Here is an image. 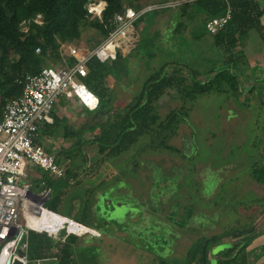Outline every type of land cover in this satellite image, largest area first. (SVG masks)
<instances>
[{
	"label": "rangeland",
	"instance_id": "obj_1",
	"mask_svg": "<svg viewBox=\"0 0 264 264\" xmlns=\"http://www.w3.org/2000/svg\"><path fill=\"white\" fill-rule=\"evenodd\" d=\"M260 2L264 7V0ZM155 3L158 0H144L143 5ZM169 11L174 23L184 19L172 9H166L165 13ZM153 15V12L144 15L134 28L129 48H133L138 32L153 19ZM186 21L184 19L182 23ZM191 21L186 23L183 34L181 31L171 36L175 39L174 45L165 52L160 49L161 46L148 45L150 52L154 53L149 60L140 57L141 52L137 59L134 58L135 53L124 59L130 72L126 77L121 76L120 81L125 86H122L123 90L119 87L116 89L114 103L117 107H120L121 101L125 102L131 97V92L137 90L145 76L164 61L179 60L199 73L218 62L221 55L212 45L211 35L203 29L198 18ZM261 22L264 23V14ZM165 23L167 21L162 23V20L161 23H153L148 32L145 27L146 35L151 36L153 29H159ZM93 31V28L88 27L71 43L79 48L88 47L98 38ZM170 35L164 32V37ZM240 46L244 59L251 62L249 65L238 64L242 67L243 75L247 78L261 75L264 68V42L261 43L258 33L254 29L250 30L243 38L242 45L238 44L235 49ZM127 51L123 48L121 54ZM59 62L49 65L57 66ZM47 65V61H43L42 66ZM199 77L205 80L206 75L201 74ZM76 80L84 84L82 78ZM106 82L111 84L112 80L107 78ZM263 86H258L253 92L240 93L236 98L220 89L198 94L192 100L179 98L174 86L166 88L158 98L160 105H155L158 121L170 109L182 113L184 120L177 123L174 135L167 143L181 149L189 145V140L190 151L186 147L183 153L160 147L155 131H150L139 135L121 155L101 163L95 160V164L92 163L93 166L89 168L90 174L78 176L77 184L70 185L68 177L53 180L39 169L41 178L26 174L20 181H27L40 194L43 187L39 182L43 180L51 188L49 197L43 203L44 207L98 228L99 236H87L92 241L86 242L83 255L79 254L82 264H180L194 239L220 234L224 236L209 247L213 256L207 253L206 257V264H217L218 257L214 253L229 247V243H235L243 235V232L225 235L227 232L224 231L242 229L251 224L246 230L250 234L264 220V181H257L253 175L256 168L264 166ZM91 136L86 134V137ZM77 140L81 138H70L68 150L75 165L80 166L86 154L90 161L94 158L98 160L100 156L94 145L88 140V145H76L73 141ZM56 145L60 146L59 140ZM57 159L60 164L68 162L61 154ZM30 167L27 165L26 170L30 171ZM164 184H167L166 188ZM85 186L89 188L88 191H84ZM102 190L104 196L95 194ZM88 199L95 203L93 208L86 206H90L86 202ZM51 217L45 214L37 220L29 218V221L38 228L53 232L56 227L52 226V222L57 217ZM151 218L156 220L157 228L150 226L153 223ZM80 233H77V243H82L85 236ZM19 247L17 245V249ZM87 253L94 254L85 256ZM51 259L48 257L35 264L43 261L44 264H50Z\"/></svg>",
	"mask_w": 264,
	"mask_h": 264
},
{
	"label": "trees",
	"instance_id": "obj_2",
	"mask_svg": "<svg viewBox=\"0 0 264 264\" xmlns=\"http://www.w3.org/2000/svg\"><path fill=\"white\" fill-rule=\"evenodd\" d=\"M88 1L0 0V112L7 100L20 93L21 84L15 82V79H20L26 74L37 73L43 67V61H47L48 65L60 61L58 50L60 43L77 40L83 30L91 27L94 30V36H98L88 46L93 48L114 28L113 15L123 12V2L135 10L145 6L144 0H101L105 2V6L100 17L89 19L85 9ZM162 1L164 0H158V2ZM226 4L230 7V19L217 32L210 34L212 45L221 55V58L217 59L218 62L210 64V68L199 73L189 69L179 60L164 61L145 76L137 90L131 92V97L124 100L125 102H120V107L115 105L116 89L119 87L123 90L125 87L120 81L121 76L126 77L130 72L127 61L124 62L125 58L135 53L134 58L137 59L141 52L140 57L149 60L154 53L150 52L148 45L150 47L157 45V48L161 46L160 49H164L165 52L169 46L174 45L175 39L171 36L181 31L183 34L186 23L198 18L205 29V22L211 17L221 15ZM166 9L176 11L178 16L187 20L186 23H182L184 19L174 23L170 11L165 13ZM150 12L154 14L153 19H150L140 33L138 32L133 48L126 54L116 52L113 59L102 62L93 57L86 63L87 72L82 79L85 87L98 99L95 109L85 108L89 117L93 119L89 129L92 132L97 130L88 142L95 146L97 155L100 156L98 160L96 159L98 163L121 155L129 149L139 135L150 131H155L157 145L160 147L167 150L176 149L182 153L185 147L189 150V140V145L181 149L167 143V140L174 135L177 123L184 120L182 113L170 109L163 119L158 121L155 105L158 104V98L166 88L174 86L179 98L192 100L198 94L220 89L229 92L232 98H236L240 93L253 92L258 86L264 85L263 77L247 78L243 75L242 67L238 64L248 65V62L244 59L242 46L235 49L238 44L242 45L243 38L252 29L258 33L261 43L264 42V23L261 22L264 7L260 6L258 0H194L177 6L155 8L141 14L134 21L135 29L144 15ZM37 14L40 15L39 24L33 21ZM161 20L162 23L167 21L165 26L153 29L151 36H147L145 27L148 32L153 23H161ZM23 22L26 24L25 31L20 29ZM163 31L171 35L166 38ZM36 48H38L37 52ZM71 60L68 59L69 62ZM201 74L206 75L205 80L200 79ZM107 78L112 80L111 84L106 82ZM259 99H261L260 96ZM155 123L156 125L153 126ZM64 168L65 177L69 170L65 166ZM257 171L260 173L257 174ZM253 175L257 181H264V166L256 168ZM166 185L164 184L165 188ZM110 189L115 190L113 187ZM100 194L101 197L104 196V190L100 191ZM158 198L159 196L156 199ZM51 211L57 213L54 210ZM151 220L153 223L150 226L157 228L156 220L153 218ZM28 222L31 226L38 227L29 220ZM76 222L79 221L76 220ZM251 226L250 224L242 229L230 228L224 232H227L225 235L245 233ZM87 236L88 234L83 236L82 243H77L78 237L75 234L70 233L60 241L48 236L45 232L29 230L26 237L27 264H35L48 257H52L50 264H78L81 257L80 251L89 241ZM223 236L219 234L211 237H197L188 246L185 259L180 264H206L207 253L212 251L209 248L212 247L210 245L215 244ZM245 242L240 240L229 243V249H241L246 245ZM43 262L39 264H44Z\"/></svg>",
	"mask_w": 264,
	"mask_h": 264
},
{
	"label": "built area",
	"instance_id": "obj_3",
	"mask_svg": "<svg viewBox=\"0 0 264 264\" xmlns=\"http://www.w3.org/2000/svg\"><path fill=\"white\" fill-rule=\"evenodd\" d=\"M192 1L194 0H165L145 5L138 10L123 5V12L113 15L114 28L98 45L79 48L71 42L60 43L58 50L62 60L57 66H43L37 73L15 79V82L21 84L20 93L7 100L0 112V264L6 255L16 256L17 245L24 251V255L18 258L27 261V232H43L29 226L27 220L30 217L38 218V211L41 212L42 209L52 212L43 205L51 193L50 187L43 180L39 182L43 187L40 194L27 181H20L27 174V165L41 170L53 180L64 177V165L59 164L55 155L47 152L35 140L39 128L44 123L51 122L50 114L55 100L59 97L73 98L87 110L95 109L97 97L76 80L86 75V63L93 57L100 62L113 59L115 53H121L123 48L129 51L131 48L128 46L133 41V23L146 11ZM104 6V1L89 0L85 5L86 14L91 18H99ZM230 16V7L226 4L221 15L205 22L206 32H217ZM33 21L39 24L40 15L37 14ZM22 26L25 28L20 29L25 31L24 22ZM63 57L72 60L69 62ZM4 250L7 251L5 256Z\"/></svg>",
	"mask_w": 264,
	"mask_h": 264
},
{
	"label": "crops",
	"instance_id": "obj_4",
	"mask_svg": "<svg viewBox=\"0 0 264 264\" xmlns=\"http://www.w3.org/2000/svg\"><path fill=\"white\" fill-rule=\"evenodd\" d=\"M258 1H259L260 6H262L260 0ZM250 63L251 62L248 61V65ZM261 71H262L261 75H256V76L263 77L262 74H264V68ZM50 116H51V122L44 123L39 128V130L37 131L35 140L36 142L41 144L47 152L53 153L56 157V161H58L57 156L59 154H61L62 157L66 159V161H68L66 164H61V165H64L69 170L68 175H66L64 178L66 177L69 178L70 185L72 183L77 184V182L79 183V181L77 180L78 176H84V175L87 176V174L88 175L90 174L89 168H91L93 164H95L94 161L96 160V158L90 161V159H87L88 154H86V156L84 157V162L80 164V166L75 165L73 161L71 160L72 155L68 151L69 145L71 142L69 140L72 137H77V138L80 137L81 138L80 141L78 140L73 141V143H75L76 145L83 144V143L85 145L87 143L88 145L89 143L86 141L89 139V137H86V134H89V136H91L90 134L91 133L93 134L95 132V130L92 132L89 129L90 123L93 122V119L89 117L88 113L86 112V109L82 107L81 105H79L73 98H65V97H60L57 99V101L54 103V106L52 107ZM78 130H80V132H78ZM58 140H59L60 146L56 145V143H58ZM30 168L31 170L27 171L28 176L30 175L32 177H40V178L42 177V174H39L38 172L39 170L37 168H34V167H30ZM87 189L89 188L85 186L84 191H88ZM95 194L99 195L100 191L96 192ZM86 202L90 204V206L86 205L87 207L93 208V206L95 205V203H93V201L89 199ZM56 214L67 217L71 219L72 221L76 222V220L71 217H68V216H65L59 213H56ZM60 220H61L60 217H57L55 221L52 222L53 224L52 226L57 227L58 223H60ZM79 222H76V223L84 227L91 228L94 233L92 234L93 236L100 235L98 232L99 230L95 225L84 224L83 222H80V223ZM262 222L261 224L259 223L257 227L255 226V223H256L255 222L253 226L256 227V229H254L252 233L250 234L246 232L242 233L243 235H241L237 239L236 242H239L240 240L246 241L245 242L246 245L243 248L241 249L235 248L231 250L229 249V247H227V248H223L222 250H219L216 253H214V256L218 257L216 263L217 264H264V220ZM249 239L251 240L248 241ZM90 240L92 241V238H89V241ZM80 252L83 255V249ZM90 254H94V253H87L85 256H88ZM209 256L211 257L213 256L212 251L209 253ZM87 262H90V261H87ZM78 264H82L81 259Z\"/></svg>",
	"mask_w": 264,
	"mask_h": 264
},
{
	"label": "water",
	"instance_id": "obj_5",
	"mask_svg": "<svg viewBox=\"0 0 264 264\" xmlns=\"http://www.w3.org/2000/svg\"><path fill=\"white\" fill-rule=\"evenodd\" d=\"M64 218H65V220L63 221L64 223H62L61 226H59L55 229V231H56L55 233L54 232L48 233L47 231H43V232H45L48 236H51L52 238H54L56 240L62 241L69 234V232L66 229V221H67L66 219H69V218H67V217H64ZM82 227L84 229L80 233V235L84 234V233L90 234V235L94 234V233H92L93 231L91 230V228L84 227V226H82ZM15 254H16V256H12L11 254L6 255L2 264H27V261H23V260H20L18 258V257H21L24 255V251L20 247L15 250Z\"/></svg>",
	"mask_w": 264,
	"mask_h": 264
},
{
	"label": "bare ground",
	"instance_id": "obj_6",
	"mask_svg": "<svg viewBox=\"0 0 264 264\" xmlns=\"http://www.w3.org/2000/svg\"><path fill=\"white\" fill-rule=\"evenodd\" d=\"M38 213H39V216H38V218H33V217H30V218H33V219H39L40 217H42V215H44L45 216V214H46V216L48 217V218H52L51 216L53 215V216H55V217H60V223H58V225H57V227H59V226H61L62 225V223H64L63 221L65 220V218L63 217V216H60V215H58V214H56V213H53V212H47V211H45V210H41V212H39L38 211ZM29 220V219H28ZM28 220H27V224L29 225V226H31V224H29V222H28ZM67 221H66V229H67V231L68 232H73V233H75V234H77L78 232L80 233L81 232V230L83 231V227L81 226V225H79V224H77L76 222H74V221H72V220H70V219H66ZM32 228H34V229H37L38 231H47L48 233H52V232H49L48 230H46V229H41V228H38V227H33V226H31ZM56 227V228H57ZM55 228V229H56ZM92 230V229H91ZM56 231L54 230V233H55ZM93 233V232H92ZM3 254H4V256L7 254V251L6 250H4L3 251Z\"/></svg>",
	"mask_w": 264,
	"mask_h": 264
}]
</instances>
